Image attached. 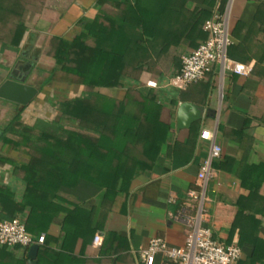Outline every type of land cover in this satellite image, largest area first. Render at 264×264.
I'll list each match as a JSON object with an SVG mask.
<instances>
[{
	"label": "crops",
	"instance_id": "0c3cea01",
	"mask_svg": "<svg viewBox=\"0 0 264 264\" xmlns=\"http://www.w3.org/2000/svg\"><path fill=\"white\" fill-rule=\"evenodd\" d=\"M95 1H83L79 6L83 9L76 6L79 13L70 21L64 17V12L59 14L51 4L44 2L36 31L27 25L20 50H3L7 56L22 58L16 67L10 69L8 77H26V82L31 84L28 78L31 77V63L35 60L30 54L34 48H40L39 59L48 57L54 63L47 52L49 38L52 34H68L75 29L76 20L92 8ZM262 2L216 0L211 8L221 12L228 8L233 37L228 52L235 59L250 64V74L228 72L224 80H220L216 72H209L184 88L170 84V78L179 70L170 63L161 74L148 71L140 74L138 87L152 88L157 93L161 102L160 119L170 126V131L156 160L142 169L126 190L111 193L107 188L83 179L76 185H63L58 189L51 200V212L30 220L28 209L15 214L24 220L29 232L45 235L44 242L39 243L37 264L41 249L44 250L42 264H144L140 251L153 237H163L173 246L184 245L190 228L183 212L188 209L190 213L197 205V199L190 197L188 191L197 188L200 165L212 144V140L201 137L203 130H209L222 147L221 156L213 161L215 175L207 185L206 223L215 238L242 247L238 264H264ZM202 3L203 0H190L188 6L194 8ZM40 40L44 42L41 44ZM201 41L198 39L195 46L183 44L178 49L179 67H182V56ZM8 77L5 76L0 85ZM149 81L156 85H148ZM72 85L76 93L71 96L84 90L82 85L68 84L69 87ZM96 89L117 99H123L126 93L125 88ZM40 92L26 105L29 111L39 108L34 101ZM184 101L204 106L203 117L194 121L190 128L177 126L178 107ZM6 102L12 103L0 98L1 106ZM29 159L26 148L14 149L0 140V186L8 185L13 192V197L6 202L12 207H19L25 189L22 173L15 172V168ZM4 213L0 204V221L6 219ZM96 233L103 235L100 245L93 242ZM28 251L29 247L0 244V264H29ZM154 264L178 263L159 253Z\"/></svg>",
	"mask_w": 264,
	"mask_h": 264
},
{
	"label": "trees",
	"instance_id": "16d2710c",
	"mask_svg": "<svg viewBox=\"0 0 264 264\" xmlns=\"http://www.w3.org/2000/svg\"><path fill=\"white\" fill-rule=\"evenodd\" d=\"M189 1L96 0L70 33L51 35L47 52L54 67L39 92L52 82L79 84L84 90L57 100V95L48 97L57 109L52 119L38 117L22 124L23 109H18L2 128L5 145L24 147L30 154L29 161L15 168L25 181L19 207L6 203L13 192L8 185L0 186L3 217L12 219L24 209L29 220L47 214L61 186L83 179L116 194L156 160L170 126L160 119L157 93L138 87L139 76L143 71L161 74L165 57L180 70L178 49L206 38L203 24L216 0H203L194 8ZM30 4L32 0H0V32L9 26L8 40L0 38V51L20 50ZM99 87L125 88L126 93L123 99L112 98L97 91Z\"/></svg>",
	"mask_w": 264,
	"mask_h": 264
},
{
	"label": "built area",
	"instance_id": "2783aa9c",
	"mask_svg": "<svg viewBox=\"0 0 264 264\" xmlns=\"http://www.w3.org/2000/svg\"><path fill=\"white\" fill-rule=\"evenodd\" d=\"M207 36L191 52L182 56L181 69L170 78V84L184 88L190 83L204 78L209 72H216L224 80L228 72L248 75L250 64L230 56L228 49L233 37L228 21V8L225 12L214 9L212 15L203 24ZM148 85H156L149 81ZM201 137L212 140L207 157L202 161L197 174V188L190 189L188 195L197 199L196 208L189 213L183 212L189 231L184 245L173 246L163 237H153L140 251L144 264H154L156 255L166 254L178 264H238L242 256V247L238 243H225L215 238L207 225L206 190L208 181L215 175L213 161L222 153V147L213 139L209 130H203ZM43 233L34 235L29 232L23 219L14 217L0 221V244L30 247L34 243H43ZM103 235L96 233L93 242L100 245Z\"/></svg>",
	"mask_w": 264,
	"mask_h": 264
},
{
	"label": "rangeland",
	"instance_id": "374dc122",
	"mask_svg": "<svg viewBox=\"0 0 264 264\" xmlns=\"http://www.w3.org/2000/svg\"><path fill=\"white\" fill-rule=\"evenodd\" d=\"M83 1L86 0H43L42 2H48L49 4H51L59 14L64 12V17L70 21L72 19V16L75 17L79 13V11L76 10V6L79 7L83 3ZM33 2L34 1L32 0V4H30V6L28 7L25 21L26 24L30 26V28H33L36 31L37 25L39 24V20L41 18V11L43 10L44 6L39 5V2H36L37 4L35 5ZM79 8L83 9L82 7ZM8 27L5 26L2 29V32H0V38L2 40H8L9 38ZM44 41L40 40L41 44ZM39 49V47H35L33 52L30 54V58L34 59L35 62H33V64L31 63V77L28 78L31 84L37 87L41 84L44 78L52 72V69L54 67V63L51 59L49 60L48 57L44 59H39L40 57L38 58V56L40 55ZM3 52L4 51H0V82L3 78H5V76L8 77L10 75V69L16 67V65L22 59L21 56H7L3 54ZM22 53L23 52L21 51L20 54ZM170 59L171 57H165L164 59H162L160 63L161 66L163 68H168ZM68 87L69 86L67 83H51L43 87V90L34 101L35 103H37V106L39 108L33 111H29L26 106L23 108L22 105L13 104V102H6L2 106L0 105V127H4V125L9 122L14 117V115L17 114L18 109H23L21 112V118L19 120L22 124H30L35 120V118L40 116L49 119L56 117L57 109L49 102L47 98L57 95V98H55V100H57L60 96V98H64V94L73 95L76 93L75 86H70V89Z\"/></svg>",
	"mask_w": 264,
	"mask_h": 264
},
{
	"label": "water",
	"instance_id": "95a60500",
	"mask_svg": "<svg viewBox=\"0 0 264 264\" xmlns=\"http://www.w3.org/2000/svg\"><path fill=\"white\" fill-rule=\"evenodd\" d=\"M39 93V88L26 82V77L17 78L10 76L0 85V98L13 103L27 105ZM204 106L194 102L184 101L180 103L177 111L178 128H190L194 121L203 117ZM2 131L0 130V135ZM39 243H34L29 247V264H37V253Z\"/></svg>",
	"mask_w": 264,
	"mask_h": 264
},
{
	"label": "flooded vegetation",
	"instance_id": "af4514ba",
	"mask_svg": "<svg viewBox=\"0 0 264 264\" xmlns=\"http://www.w3.org/2000/svg\"><path fill=\"white\" fill-rule=\"evenodd\" d=\"M16 77H19L18 75H16Z\"/></svg>",
	"mask_w": 264,
	"mask_h": 264
}]
</instances>
